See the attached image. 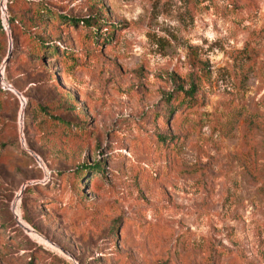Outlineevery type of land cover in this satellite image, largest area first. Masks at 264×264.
Returning <instances> with one entry per match:
<instances>
[{
	"label": "rangeland",
	"instance_id": "1",
	"mask_svg": "<svg viewBox=\"0 0 264 264\" xmlns=\"http://www.w3.org/2000/svg\"><path fill=\"white\" fill-rule=\"evenodd\" d=\"M0 25V264H264V0H0Z\"/></svg>",
	"mask_w": 264,
	"mask_h": 264
},
{
	"label": "trees",
	"instance_id": "2",
	"mask_svg": "<svg viewBox=\"0 0 264 264\" xmlns=\"http://www.w3.org/2000/svg\"><path fill=\"white\" fill-rule=\"evenodd\" d=\"M13 2L14 1H10L9 4H8V14H9V18H8V21L10 24H12L15 20V14H14V11H13ZM20 5V4H19ZM15 7V6H14ZM42 13H46L49 16H51L52 18L54 19H60V21H62L63 19H65V16L62 15L61 13H58L56 11H51V10H48L46 9L45 7L43 9H41ZM67 21H75L76 23L78 21H81L82 24H85L87 25L88 27H91L95 24H98L99 25H102V23L104 22L103 20H101L100 18H97V19H94L93 16H88V17H83V18H66L64 20V22H67ZM98 25V26H99ZM32 26V25H30ZM29 26V27H30ZM0 34L2 36L5 35V31L3 29V27L0 25ZM93 35V34H92ZM93 37L96 39L97 37L93 35ZM33 43V48H32V51L36 54V55H41L42 53L44 52H48V53H56V49L54 48L53 45H50L48 44V42H45L44 40H42L41 38H34V42ZM193 86L194 84H192V87H190L189 90H185L184 92L185 93H188L190 95L193 94ZM192 91V92H191ZM1 92V91H0ZM189 95V96H190ZM185 96V95H184ZM93 168H95L94 171H98L99 169H101V165L99 163H94L93 164ZM82 169L78 170L77 173H76V178H79V175H83L82 173ZM80 180V178H79Z\"/></svg>",
	"mask_w": 264,
	"mask_h": 264
}]
</instances>
